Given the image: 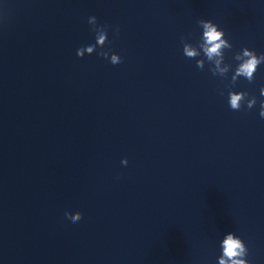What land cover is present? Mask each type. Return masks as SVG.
Returning <instances> with one entry per match:
<instances>
[{"label":"clouds","instance_id":"9594fccd","mask_svg":"<svg viewBox=\"0 0 264 264\" xmlns=\"http://www.w3.org/2000/svg\"><path fill=\"white\" fill-rule=\"evenodd\" d=\"M88 24L92 27V31L95 32L96 42L92 45H87L77 49L76 55L79 58L84 57V53L87 52L89 55L96 52L98 46L103 48L105 41L108 39V25L97 26V19L95 16L88 18ZM197 24L202 28V37L201 40L203 43L201 47L203 52L207 56L208 60H213L214 57H221L223 59L221 49L222 48H232V45L228 43L225 37L223 30L219 29L218 25L213 23L211 20L200 19L197 21ZM219 29V30H218ZM119 31L118 29L116 30ZM183 42V37L181 38ZM110 50H104L97 53L98 56L103 58L109 57ZM183 54L190 59H194L198 56V52L195 48L189 46L187 43L183 42ZM235 60L242 61L239 63L238 67L235 70V76L232 78V83L236 82V77L242 76L247 79L249 82H252L255 78L254 74L257 71L258 66L261 63H264V54L257 55L254 50L244 48L241 54H236L234 57ZM110 63L113 65L122 63V58L116 54L112 53L110 55ZM217 67H219L220 60L215 61ZM196 66L200 69H203V61L197 60ZM221 74H223L226 69H219ZM213 75L215 73L213 72ZM260 93L264 96V87L260 89ZM246 92H229V105L232 110H240L241 101L247 97ZM256 104V98L253 97L247 102V107L249 109L253 108ZM259 115L261 118H264V100L260 102V111ZM123 165H127V159L121 161ZM65 218L71 220L73 223H76L82 219V213L80 212H65ZM223 255L219 258V264H249V261L245 259L248 255V249L244 241L235 235L232 232H228L226 238L223 240Z\"/></svg>","mask_w":264,"mask_h":264}]
</instances>
